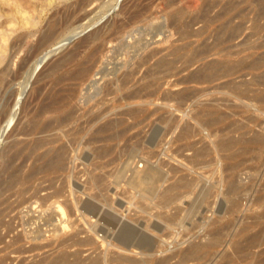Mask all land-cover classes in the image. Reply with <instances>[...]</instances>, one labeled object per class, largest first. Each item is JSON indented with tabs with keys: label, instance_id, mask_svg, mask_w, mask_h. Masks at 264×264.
Here are the masks:
<instances>
[{
	"label": "rangeland",
	"instance_id": "1",
	"mask_svg": "<svg viewBox=\"0 0 264 264\" xmlns=\"http://www.w3.org/2000/svg\"><path fill=\"white\" fill-rule=\"evenodd\" d=\"M21 2L0 3V264H264V0Z\"/></svg>",
	"mask_w": 264,
	"mask_h": 264
},
{
	"label": "bare ground",
	"instance_id": "2",
	"mask_svg": "<svg viewBox=\"0 0 264 264\" xmlns=\"http://www.w3.org/2000/svg\"><path fill=\"white\" fill-rule=\"evenodd\" d=\"M0 3H1V5L3 6V8H10V10L11 11H13V9L14 8H16V7H19V4L20 3H22L21 2V0H0ZM208 4V3H207ZM211 5V4H210ZM20 8H21V4H20ZM19 8V9H20ZM25 8V7H24ZM22 9V8H21ZM23 10V9H22ZM7 11V10H6ZM11 11L9 12V16H12V15H10V13H11ZM221 11V10H220ZM209 12V11H208ZM22 14V13H21ZM24 14V13H23ZM23 14H22V16H23ZM15 15V14H14ZM13 15V16H14ZM25 15V14H24ZM27 15V14H26ZM8 16V17H9ZM204 16V15H203ZM219 16V15H218ZM30 18H32V17H30ZM30 18H23L22 17V19H24L23 20V25H24V23L26 24H28V23H32L33 22V20H31ZM219 18V17H218ZM205 20H206V17H205ZM13 21V20H12ZM232 21V20H231ZM9 22V21H8ZM20 22V21H19ZM78 22V21H77ZM189 22V21H188ZM22 23V22H21ZM171 24V23H170ZM173 24V23H172ZM207 24V23H206ZM187 25V24H186ZM205 28V27H204ZM200 30V29H199ZM102 32V31H101ZM189 33V32H188ZM73 34H75V32L73 33ZM192 34H195V33H192ZM4 35V34H3ZM3 35H1L0 34V38H2V40L1 41H4V42H7V39H6V36H3ZM198 35V34H197ZM103 37H105V35L103 36ZM91 40V39H90ZM104 41V40H103ZM4 44V43H3ZM14 44V43H13ZM6 45V44H5ZM4 45V46H5ZM16 45V44H15ZM101 45H103V43L101 44ZM2 49V48H1ZM5 49V48H4ZM101 49V48H100ZM34 52V51H33ZM80 52V51H79ZM1 53H4V50H3V52H1ZM74 51H72L71 53H69V55H67L66 57H64V58H70L71 57V55H73L74 56ZM105 54V53H104ZM1 55V54H0ZM97 55H98V48H94L93 50H92V52H90L87 56H85V57H83V58H81V59H79V60H77V62H75V65L78 67V69H77V71H78V79L80 80V81H82L85 77H87V76H89V74L92 72V70H93V66H94V63L96 62V57H97ZM69 56V57H68ZM77 57V56H76ZM4 58V57H3ZM62 58V57H61ZM60 59V58H59ZM99 59V58H98ZM69 60V59H68ZM67 60V61H68ZM63 60H61V62H62ZM4 61L2 60V58L0 57V64L1 63H3ZM10 62V61H9ZM40 62V61H39ZM59 62H60V60H59ZM60 62V63H61ZM66 62V61H65ZM1 66V65H0ZM8 67H9V65L8 64H6V65H4V66H2L1 68H0V81H3V79H4V74H5V72L7 71V69H8ZM71 71V70H70ZM104 71H106L105 69H104ZM154 71V70H153ZM97 72H99V71H97ZM100 72H102L101 70H100ZM103 74H104V72H102ZM71 74V73H70ZM73 74V73H72ZM96 74H98V73H96ZM102 74V76H103V78H104V75ZM108 75V74H107ZM72 76V75H71ZM101 76V77H102ZM105 76H106V74H105ZM67 77H69V76H67ZM73 77V76H72ZM6 79V78H5ZM76 80V79H75ZM92 80V79H91ZM10 81V80H9ZM88 82H90V81H88ZM100 82V81H99ZM71 83V82H70ZM97 83V82H96ZM69 84V83H68ZM73 84V83H72ZM93 84V86H96V84L93 82L92 83ZM97 84H99V83H97ZM91 85V84H90ZM69 86V85H68ZM98 86V85H97ZM105 86H106V83H105ZM107 88H110V83H107ZM5 87V86H4ZM99 88V87H98ZM106 88V87H105ZM106 88V89H107ZM63 89V88H62ZM135 90H136V88H135ZM28 91V90H27ZM133 94V93H132ZM137 94V93H136ZM66 95V94H65ZM133 95H135V94H133ZM132 95V96H133ZM131 96V95H130ZM129 96V97H130ZM139 96V95H138ZM21 97V96H20ZM134 98V97H133ZM10 99V98H9ZM19 99H18V101L16 102V105L18 106L19 105ZM15 103V102H14ZM12 104V103H11ZM12 106V105H11ZM14 108H16V107H14ZM18 108V107H17ZM49 108V107H48ZM136 109V108H135ZM17 110V109H16ZM54 110V109H53ZM52 110V111H53ZM6 111H8V110H6ZM50 111V110H49ZM16 112V111H15ZM133 112V111H132ZM6 114V113H5ZM133 114V113H132ZM7 115V114H6ZM8 116V115H7ZM7 116H6V118H7ZM15 118H14V116L13 115H11V113H9V118H8V121H6V123H7V126H10L11 125V123H12V121L14 120ZM122 116H119V117H117V120L116 121H119V120H121L122 121ZM2 120V119H1ZM90 121V120H89ZM107 122V121H106ZM111 122H115V121H113V120H108V122L107 123H111ZM46 126V125H45ZM37 128V127H36ZM106 127L104 126H100L99 127V130L96 132V133H98V134H100V136H101V134H103V133H105V131H106V129H105ZM33 130V129H32ZM36 130V129H35ZM35 130H34V133H35ZM185 130V129H184ZM158 131V130H157ZM155 134V133H154ZM32 135H33V133H32ZM157 135V134H156ZM159 135V134H158ZM2 137H3V134L2 133H0V142L2 141ZM100 138V137H99ZM152 138V137H151ZM225 138V137H224ZM39 139V142L43 139L41 136H38L37 137V139L36 140H38ZM89 140V139H88ZM226 140H228V139H226ZM38 143V142H37ZM41 144H43V143H41ZM37 146V145H36ZM38 157V156H37ZM38 159V158H37ZM36 168V167H35ZM30 176V175H29ZM148 176H150V175H148ZM18 179V178H17ZM158 179V178H157ZM168 191V190H167ZM169 193V192H168ZM167 195V194H166ZM92 206V205H91ZM62 213H63V215H64V211H62ZM62 215V216H63ZM64 217V216H63ZM66 217V216H65ZM125 223V222H124ZM129 223V222H128ZM131 224V223H130ZM127 229V228H126ZM125 229H123V231H124ZM129 230V229H128ZM127 231V230H126ZM124 231L123 233H124V235H125V237H124V241H122L123 242V244H124V246H120V247H124V249L126 250V248H130V247H137V248H141L142 249V247L144 248V250H148L149 248H145L144 246H146L145 245V243H143L142 245H140L142 242H143V240L141 241V242H139V244L138 243H135L136 242V240H135V242H132V243H128V241L127 240H129V232L127 231ZM123 235V234H122ZM146 236V235H145ZM73 237V236H72ZM75 237V236H74ZM145 238V237H144ZM145 239H147V238H145ZM148 239H150V238H148ZM92 241H91V239L89 238V239H87V240H84V244H89V243H91ZM151 242V241H150ZM150 242H148V243H150ZM81 243L83 244V241H81ZM148 245V244H147ZM152 245H153V243H152ZM192 245V244H191ZM240 247V246H239ZM38 248V247H37ZM152 248V247H151ZM98 249V248H97ZM184 251H186V250H184ZM198 251H199V247L197 246V245H192L189 249H188V251H187V254L185 255V257L188 259V258H191V257H193V256H195L197 253H198ZM142 252V251H141ZM77 253H79V252H77ZM49 254V253H48ZM62 254H64V253H62ZM65 254H68V253H65ZM47 255V254H46ZM60 256V255H59ZM90 256H91V254H90ZM89 256V257H90ZM96 256H98V255H96ZM95 256V257H96ZM104 256H105V253H104ZM70 257V256H69ZM101 257L102 256H100V258H95V259H93L89 264H102V262L104 263V260L102 261V259H103V257H102V259H101ZM125 257V256H124ZM196 257V256H195ZM61 258H64L63 257V255H62V257ZM61 258L59 259V258H57L56 259V264L58 263V261H61L62 262V260H61ZM86 258V257H85ZM184 257H182V259H183ZM194 258V257H193ZM68 259V258H67ZM81 259H82V257H81ZM87 259H88V257H87ZM87 259H85V260H87ZM105 259H108L107 257L105 258ZM126 259V258H125ZM77 260H80L79 259V257L77 258ZM82 260H84V259H82ZM111 260H112V258H111ZM118 260V259H117ZM120 260V259H119ZM135 260V259H134ZM72 261V260H71ZM90 261V260H89ZM21 262V261H20ZM74 262V261H73ZM105 262H108V260L107 261H105ZM157 262V261H156ZM181 262H182V260H181ZM54 263V264H55ZM77 263V262H76ZM82 263V262H81ZM86 263V262H85ZM158 263V262H157ZM51 264V263H50ZM107 264V263H106Z\"/></svg>",
	"mask_w": 264,
	"mask_h": 264
}]
</instances>
